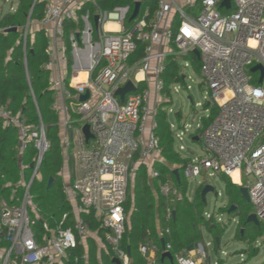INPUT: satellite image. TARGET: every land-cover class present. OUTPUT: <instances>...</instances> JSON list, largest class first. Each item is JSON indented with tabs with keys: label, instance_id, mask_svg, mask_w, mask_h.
I'll return each instance as SVG.
<instances>
[{
	"label": "built area",
	"instance_id": "2783aa9c",
	"mask_svg": "<svg viewBox=\"0 0 264 264\" xmlns=\"http://www.w3.org/2000/svg\"><path fill=\"white\" fill-rule=\"evenodd\" d=\"M43 1V18L38 22L48 37V59L43 68L49 72L50 107L57 119L63 160L74 167L69 186L63 187L72 216L64 214L53 227L41 224L40 235H35L40 214L31 186L40 177L49 148L45 128L41 122L26 125L0 105L3 126H13L18 131L20 170L9 201L0 198V264H87L86 250L81 256L73 255L78 248L86 247L83 239L87 236L101 240L111 261L131 264L124 244L128 186L141 164L147 166L149 180L156 179L158 174L152 165L161 154L153 133L157 110L151 108V99L153 95L163 96L161 75L167 59H178L180 74L181 68H192L193 51L199 53L198 58L194 57L208 90L207 103L216 107L217 113L198 136L206 156L192 157L183 168L184 177L196 182L206 173L208 177H227L235 184L231 174L237 172L239 182L235 185L247 189L250 214L264 224V77L259 82L260 72L250 71L257 65L264 70V0H230L227 9L221 7L224 0H133L132 7L98 10L94 15L98 17L96 28L87 10L81 16L82 30L74 34L89 45L95 37L97 50L89 56L88 78L74 84L66 71L64 24L76 23L86 5L94 6L95 0ZM136 3L138 15L127 27ZM108 23L115 24L117 30H106ZM28 27L29 24L23 33L24 54ZM9 29H0V33ZM75 36H70L73 51L78 43ZM137 42L147 44L145 56L132 61ZM128 82L135 91L126 94L121 103L116 92ZM140 84L145 88L139 90ZM179 88L173 84L169 90L178 92ZM85 94L87 99L80 101ZM205 112L210 114L209 110ZM85 126L90 134L88 141L82 132ZM170 129L177 143L175 151L185 156L183 141L197 135L195 129L200 125L193 129L189 124H170ZM28 145L34 154L26 180L22 158ZM159 191L163 196L176 194L168 184H159ZM86 218H92L99 229H91ZM208 246L197 244V253L203 260L176 255L174 264H214L204 260ZM170 250L169 243H164L163 248L155 244L140 247L148 262L150 255L154 261L156 254L161 257Z\"/></svg>",
	"mask_w": 264,
	"mask_h": 264
},
{
	"label": "trees",
	"instance_id": "16d2710c",
	"mask_svg": "<svg viewBox=\"0 0 264 264\" xmlns=\"http://www.w3.org/2000/svg\"><path fill=\"white\" fill-rule=\"evenodd\" d=\"M150 4L151 9H153V2ZM44 5L45 1L43 0H17V6L13 13L0 14V29H16V31L0 33V105L13 116H18L28 126H37L41 122L49 143V148L40 167V177L31 186V196L38 206L40 214V222L34 227L36 236L40 235L41 224L46 223L53 227L64 214L72 216L60 176L63 159L60 140L57 136V119L50 107L52 92L48 84L49 72L43 68L48 59L46 54L48 41L43 29L36 28L27 35L26 53L23 52L25 27L27 24L42 20ZM123 5L132 7L133 0H95V5H86L82 13L88 10L91 14L90 20H92L95 10L110 11L116 6ZM141 7L143 9V5ZM131 24L132 22L126 21L127 27ZM82 28L81 18L76 23L66 22L64 24L63 40L65 55L68 59L71 52L70 34L77 29L81 31ZM146 47V43L137 42V51L131 60H141L145 56ZM192 57V70L199 73V64L196 58ZM67 66L68 71H70L71 63L69 60H67ZM161 78L164 82L162 94L168 92L173 84L183 83L179 74L178 59H167L165 71ZM143 88H145L144 84H140L139 90ZM204 107L205 111L209 110L210 114L209 117L202 120L200 133L217 113L216 107L207 105V103ZM159 111L155 116L157 127L153 133L161 154L159 161L152 165V169L157 172L158 177L148 181L146 177L147 166L139 165L128 186L124 206L127 215L124 244L130 250L131 264H148L147 256L141 254L140 247H149L155 244L160 248L161 239L165 244L171 245L170 253L175 257L189 246L201 242L202 229H205L207 234L212 236L216 251L222 235L220 225L213 222L212 218L206 220L204 216L206 202H203L200 196L204 184L195 188L191 199L187 197V181L183 174V168L191 161V158L182 156L175 151L170 123L166 114ZM176 117H179V114H176ZM18 148L19 135L17 129L13 126H3L0 120V198L7 201H9L12 187L20 179ZM33 154L32 146L28 145L22 158L26 168V180L31 174L29 167ZM174 170H178L179 180L174 175ZM50 178L53 179V182L47 189L46 186ZM219 178L225 185L224 196L227 200L225 208L229 210L230 207H235L234 215L239 219V225L242 228V230H238L236 240L248 245V250L239 254L244 253L248 258L255 257L258 251L252 248V244L256 239L264 237V224L260 223L259 228H257L252 224L245 223L250 208L248 204L242 201L239 187L227 177L219 176ZM159 184L172 186L176 190V194L161 195ZM20 191L19 188L17 192L20 193ZM215 194L217 195V193ZM226 212L225 210L224 213ZM172 213H174V218ZM86 219L90 222L91 229H99L92 218ZM69 224L70 221L66 223V225ZM166 230H169L168 235L165 234ZM216 238L218 244L214 241ZM1 244L2 242L0 246ZM83 252V248H78L73 255L81 256ZM86 254L87 264H114L109 259V255L99 250L92 241L87 242ZM165 262L166 260L160 261L159 253L156 254L155 264H167ZM77 264H83V262Z\"/></svg>",
	"mask_w": 264,
	"mask_h": 264
},
{
	"label": "rangeland",
	"instance_id": "374dc122",
	"mask_svg": "<svg viewBox=\"0 0 264 264\" xmlns=\"http://www.w3.org/2000/svg\"><path fill=\"white\" fill-rule=\"evenodd\" d=\"M17 0H0V14L7 13L10 9L14 10ZM189 76L190 80L184 76ZM180 76L182 78V84H178L179 90L175 92L174 89H170L168 92L163 93L161 97H153V102L150 105L151 108H155L159 112H164L167 116L169 123L182 127L184 124H189L195 129L196 125H200L204 118L209 115L205 112V104L208 102V90L205 84L202 83V79L199 73H196L192 68L180 69ZM186 86H190L188 90ZM200 104V105H197ZM179 114V117H176ZM195 133L199 136L201 133L199 129H195ZM192 137L186 138L183 141L186 151L183 155L187 157H205L206 154L202 151L200 141H192ZM177 147V143L174 144ZM27 157V155H26ZM71 163H67L66 166H70ZM68 168L64 167L61 170V179L65 185L70 184V173ZM149 171L146 173L148 177ZM68 174V175H67ZM69 178V179H68ZM187 197L192 198L195 188L198 186L196 182L207 183L206 185L214 188L213 193H209L206 196V208L204 216L206 220L213 219V222L220 225L222 235L217 251L214 250L213 238L205 229H202V245L209 244L208 255L214 264H264V237L256 239L252 244V248L257 249L258 254L255 257L248 258L246 254H239L242 251L248 250L247 243L238 242L236 240V234L238 230H242L239 225V219L234 215V212L229 214L224 213L227 206V200L224 196V182L219 176L214 175L208 177L207 174H203L197 178L196 182L187 180ZM200 186V185H199ZM217 193V195L215 194ZM251 210V207L248 203ZM1 226V222H0ZM95 241L99 250L104 252L103 243L101 240H97L92 236H87L83 239V244L86 246L88 241ZM94 242V243H95ZM252 253V252H251ZM250 253V254H251Z\"/></svg>",
	"mask_w": 264,
	"mask_h": 264
},
{
	"label": "crops",
	"instance_id": "0c3cea01",
	"mask_svg": "<svg viewBox=\"0 0 264 264\" xmlns=\"http://www.w3.org/2000/svg\"><path fill=\"white\" fill-rule=\"evenodd\" d=\"M16 6H17V2H16ZM16 6H15V9H16ZM15 9L14 10L10 9L8 12L13 13L15 11ZM87 12H89V11H87ZM96 12H97V10H95L93 12L94 13L93 14V18H94V15H95ZM84 14L85 13L81 12L80 15H79L80 18ZM90 17H91V14H90ZM93 18H92V20H90L92 25H93ZM109 24L112 25L111 30H109V28H108V26H110ZM36 28H40L39 25H38V22H34L32 24H29L28 34H31L33 32V30L36 29ZM105 29L109 30V31H114V30H117V26L115 24L108 23V24L105 25ZM77 31H79V29H77L74 32H71L70 36H72V35L75 36L74 33H76ZM75 37H77L76 40L78 41L76 50L73 51V49L71 48L70 58L69 59L64 54L65 58H67L66 61L69 60L70 63H71L70 71H68V66L67 65H66V71H67V74H68V79L71 78L72 79L71 81H72L73 84L74 83H79V82H84L88 78L87 67H88V64H89V56L91 54H93L94 52H96V50H97V46H95L96 40L94 38H93V41L89 45V44L86 43V40L82 39V37H80V36H75ZM46 38H47V41H48L47 34H46ZM69 39H70V37H69ZM81 75H83V76H81ZM150 77H152V76H150ZM138 78H141V75H139ZM150 89H151V92L153 93L154 92L153 86H151ZM153 97H154V95L152 96L151 103L153 102ZM62 159H63V155H62ZM66 165H67V163L64 162V160H63L62 168H64V167L68 168V166H66ZM62 168H61V170H62ZM73 170H74V167H73L72 164H70V166L68 168V172L70 173V176H71L70 180L72 179V171ZM147 171H148V169H147ZM60 175H61V172H60ZM236 175H237V173H236ZM237 178H238V175H237ZM147 179H148V177H147ZM148 181H150V180L148 179ZM62 182H63V180H62ZM234 183H236V182H234ZM236 184H238V183H236ZM68 186H69V184L65 185L63 183V187H68ZM92 242L94 243L95 241L92 240ZM94 244L96 245V242ZM197 244H199V243H196V244H193V245L189 246L187 249H185L181 253H178L177 255L178 256H184V257H189V259H192V260H195V261L203 260L202 256L198 255V253H197ZM207 245H208V243H207ZM208 247L205 250V253H206L207 257H206V259L204 258V260L205 261L209 260L211 263H213L211 261L209 255H208ZM84 250H87V243H86V247L84 248ZM150 260L151 261L148 262V264H155L154 261H153V255H150ZM165 263L170 264L167 260H166Z\"/></svg>",
	"mask_w": 264,
	"mask_h": 264
},
{
	"label": "water",
	"instance_id": "95a60500",
	"mask_svg": "<svg viewBox=\"0 0 264 264\" xmlns=\"http://www.w3.org/2000/svg\"><path fill=\"white\" fill-rule=\"evenodd\" d=\"M221 7H225L226 9L230 7V0H224L223 3L221 4ZM138 11H139V3H136L134 5V9H133V12L129 18V22L135 20V18L137 17L138 15ZM98 25V17L95 16L93 18V26L94 28H96ZM8 31H16L15 28H10ZM193 55L198 58L199 57V53L198 51H193ZM252 73L256 72V71H259L260 72V80L259 82L262 81L263 77H264V70L263 68L260 66V65H257L255 67H253L251 70H250ZM135 91V88L134 86L132 85L131 82H128L123 88L119 89L117 92H116V95L119 97V100L120 102L122 103L123 100H124V97L126 94L128 93H131V92H134ZM87 94L83 95L80 97V101H85L87 99ZM207 105H209V103H207ZM82 132H83V135L86 139V141H88L90 139V134L88 132V127L85 126L83 129H82ZM192 141H195L197 142L198 141V138L195 137L193 138ZM174 175L176 176L177 180H179V176H178V170H174ZM53 182V179L50 178L48 183H47V186L46 188L48 189L51 184ZM214 192V188L212 186H209V185H204L202 191H201V199L203 202H206V196L209 194V193H213ZM239 194L241 196V199L244 203L248 204L249 203V197H248V192H247V189L245 187H239ZM235 211V207L232 206L229 208V210L227 211V214L231 213V212H234ZM172 217L174 218V213H172ZM246 224H252L253 226L259 228L260 226V223L259 221L257 220L256 216L254 214H249L246 218V221H245ZM215 243L218 244V239L216 238L215 240ZM164 246V242L161 241V247L163 248ZM127 252L128 254H130V250L129 248H127ZM164 260H167L170 264H174V259H173V256L171 255L170 252H164L161 257H160V261L163 262ZM112 262L114 264H119L118 260L114 259L112 260Z\"/></svg>",
	"mask_w": 264,
	"mask_h": 264
},
{
	"label": "bare ground",
	"instance_id": "6f19581e",
	"mask_svg": "<svg viewBox=\"0 0 264 264\" xmlns=\"http://www.w3.org/2000/svg\"><path fill=\"white\" fill-rule=\"evenodd\" d=\"M110 25V24H109ZM111 26V27H110ZM110 26H108V28H109V30H111V28H112V25H110ZM114 30V29H113ZM81 76H83V75H81ZM237 173V172H236ZM236 173L235 172H233L232 174H231V177H232V179L234 180L233 182H236V183H238L239 181H238V178H237V175H238V173H237V175H236ZM235 183V184H236Z\"/></svg>",
	"mask_w": 264,
	"mask_h": 264
},
{
	"label": "clouds",
	"instance_id": "9594fccd",
	"mask_svg": "<svg viewBox=\"0 0 264 264\" xmlns=\"http://www.w3.org/2000/svg\"><path fill=\"white\" fill-rule=\"evenodd\" d=\"M195 137H197V138H198V136H197V135H195L194 137H192V140H193V138H195Z\"/></svg>",
	"mask_w": 264,
	"mask_h": 264
}]
</instances>
